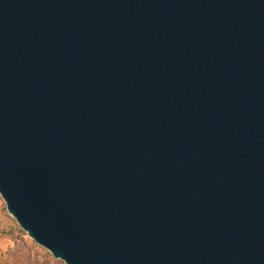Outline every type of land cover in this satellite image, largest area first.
I'll list each match as a JSON object with an SVG mask.
<instances>
[{
	"label": "water",
	"instance_id": "water-1",
	"mask_svg": "<svg viewBox=\"0 0 264 264\" xmlns=\"http://www.w3.org/2000/svg\"><path fill=\"white\" fill-rule=\"evenodd\" d=\"M0 197L64 264H264V0H0Z\"/></svg>",
	"mask_w": 264,
	"mask_h": 264
},
{
	"label": "rangeland",
	"instance_id": "rangeland-1",
	"mask_svg": "<svg viewBox=\"0 0 264 264\" xmlns=\"http://www.w3.org/2000/svg\"><path fill=\"white\" fill-rule=\"evenodd\" d=\"M0 264H64L28 237L8 214L1 197Z\"/></svg>",
	"mask_w": 264,
	"mask_h": 264
}]
</instances>
